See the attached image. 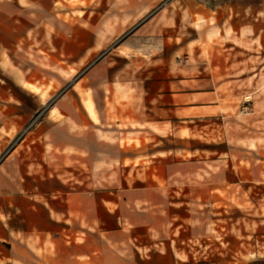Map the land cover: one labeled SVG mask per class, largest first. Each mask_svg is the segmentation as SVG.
<instances>
[{
  "label": "crops",
  "instance_id": "0c3cea01",
  "mask_svg": "<svg viewBox=\"0 0 264 264\" xmlns=\"http://www.w3.org/2000/svg\"><path fill=\"white\" fill-rule=\"evenodd\" d=\"M160 2L0 0V264H264V100L226 127L232 101L264 95V0L185 1L219 55L176 69L152 106L137 94L123 125L135 135L74 116L13 131L48 105L47 66L71 80L98 48L143 31L134 20H154ZM198 120L220 134L193 135Z\"/></svg>",
  "mask_w": 264,
  "mask_h": 264
},
{
  "label": "rangeland",
  "instance_id": "374dc122",
  "mask_svg": "<svg viewBox=\"0 0 264 264\" xmlns=\"http://www.w3.org/2000/svg\"><path fill=\"white\" fill-rule=\"evenodd\" d=\"M169 1L161 0L159 4H155L156 13H159V9L161 12L154 20L148 19L152 17L147 15L134 20L136 22L134 25H144L143 31H133L113 46L98 48L86 61L83 62L82 59L79 69L73 71L75 76L71 80L63 79L60 70H52L51 67L54 65L47 66L48 78H44L43 81L47 84L45 90L48 91V105L44 111L33 113L27 121L21 123L20 127L13 129L16 137L19 139L26 135L31 126L45 116L52 122L66 119V116H74L76 119L88 120L92 125L96 121L98 130L112 132L113 135H119L121 132L127 133L129 137L135 135V128L132 126L135 116L131 110L127 111L126 107L137 99V94H140V102L145 107L152 106L154 97H157L154 96L155 93L166 92L169 81L175 78L176 69L183 65L201 66V64L186 63L212 54L219 55L216 49L219 45L216 41H211L212 51V47H209L206 38L207 28L192 22L186 17V12H183L185 1L188 0L176 1V8L179 11L176 21H170L167 12ZM233 1L238 7L245 2V0ZM173 7L175 8L174 4ZM180 13L182 15H179ZM62 66L70 69L73 67L71 64L70 66L61 64L60 67ZM260 99L264 100V95L254 97L252 100L246 97L242 101H232L236 108L235 112H230L231 116L227 117L226 127H232L236 121L235 117H244L243 115L248 114L253 109L252 104ZM60 102L67 104L74 111L67 113L58 110L56 105ZM53 106L54 110L48 111ZM89 107L93 109L94 116L89 112ZM145 111L148 113L149 110L145 108ZM262 114L264 113L257 115ZM127 121L132 124L128 127L123 126ZM213 122L211 127L205 120L195 121L193 124L196 125V130L193 131V135L212 137L220 134V127L215 124L217 120ZM257 125L261 127L260 130H264L262 128L264 123ZM130 153H132L131 148ZM133 178L134 175L130 172V181ZM250 193L253 194V191ZM256 196L264 197V192H258ZM224 198L225 206L220 207V210L222 208L225 210V218L219 227L221 231L228 230L227 223L232 210L231 196L226 193ZM217 215L215 214L214 217Z\"/></svg>",
  "mask_w": 264,
  "mask_h": 264
}]
</instances>
